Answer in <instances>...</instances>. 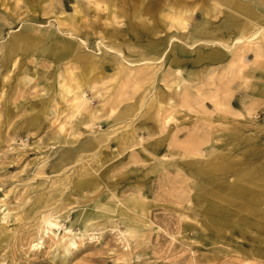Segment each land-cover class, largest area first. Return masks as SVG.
<instances>
[{
	"label": "rangeland",
	"instance_id": "rangeland-1",
	"mask_svg": "<svg viewBox=\"0 0 264 264\" xmlns=\"http://www.w3.org/2000/svg\"><path fill=\"white\" fill-rule=\"evenodd\" d=\"M99 1L0 0V264H264V230L236 222L219 232L208 221L198 172L215 159L264 166V5L250 0L257 15L237 42L250 18L229 8L232 19L220 13L206 27L202 0ZM63 4L65 15L85 8L74 37L59 30ZM183 4L186 30L172 24ZM129 22L151 30L143 44L124 36L122 54L105 46L104 29L125 32ZM30 34L8 62L13 37ZM54 39L72 42L74 55L53 56ZM81 78L87 103L77 111L78 94L59 91ZM67 151L74 158L56 167ZM85 179L95 185L78 187ZM129 198L140 214L125 208ZM106 204L142 219L147 235L131 234L115 212L83 233L76 216Z\"/></svg>",
	"mask_w": 264,
	"mask_h": 264
},
{
	"label": "bare ground",
	"instance_id": "bare-ground-1",
	"mask_svg": "<svg viewBox=\"0 0 264 264\" xmlns=\"http://www.w3.org/2000/svg\"><path fill=\"white\" fill-rule=\"evenodd\" d=\"M90 4H94L99 6V0H88ZM204 3V21L206 22L203 26H206L208 18L218 16L220 13L227 14L222 7L229 8L232 10V13H237L244 17L247 15V22H243V25L239 27L241 31V35L236 37V41L239 42L244 39L243 34L250 27L249 24L253 23L252 17L255 18L257 12L251 7L252 1L250 0H202ZM259 6L264 5V0H257ZM180 4L184 2H179ZM64 5V4H63ZM185 4L180 7L178 10H175V21H172V24H176V28L180 30H186L189 17L188 11L185 10ZM172 8V7H171ZM87 9V7H86ZM173 9H176L173 6ZM171 9L172 11H174ZM82 10H85L82 6H75L74 12L72 14L68 13L65 5L61 7L57 18L59 23L60 31H67V33L71 34L74 37V33L81 29V25L79 23V19L86 20V16ZM120 11L117 10L119 14ZM138 12L136 9L134 13ZM193 14V13H191ZM120 15V14H119ZM228 18H233V15L228 13ZM116 18L118 17L115 16ZM121 21L117 20V24ZM207 27V26H206ZM202 28L204 33L208 32L207 28ZM98 30V29H96ZM100 31V30H99ZM151 31L148 27L140 26L138 23L129 22L127 24V29L124 32L119 29H104V38L103 42H105V46L110 47L111 50L115 48L119 53H123L122 46L123 43L119 40V38H123L124 36H128L131 42H136L139 44L142 43L143 36ZM264 38V28L261 27L257 31ZM76 34V33H75ZM180 37L177 33L172 35L173 40H178ZM109 39V40H106ZM36 40V34H30L27 37L15 36L13 37L11 43L8 45V55L7 60L10 62L15 58V55L23 49H26L31 45L33 41ZM105 40V41H104ZM119 41V42H117ZM211 41L224 44L225 47L229 48L230 45L228 43L223 42L221 39L212 38ZM129 42V41H128ZM197 41L193 39L192 45H195ZM82 43L84 41L82 40ZM113 44V45H112ZM174 46L176 43H173ZM47 50L55 57H72L76 52V48L74 44L70 41H57L54 39L50 45H48ZM160 52V47H154V54ZM168 57L173 58L172 62L175 64L179 63L177 60V55L175 50L171 49L168 51ZM219 53V52H218ZM162 55V53H161ZM215 56V54H213ZM159 56H157L158 58ZM78 59L85 62L88 69H95L96 65L94 64V60L90 58V56H80ZM124 67V66H123ZM87 80L81 78L80 82L72 83L67 82L62 85V88L59 91V95L66 97L69 94H78L76 100L77 111L80 109L82 105H85L83 96V89ZM76 90V91H75ZM93 146L92 142L86 141L82 146L84 149H89ZM154 146V145H153ZM75 156V153L72 151H67L63 154L62 158L57 162L56 167L61 168L67 163H69ZM198 166V164L196 165ZM199 175L202 178V182L200 183L199 188H202L204 201L207 202L205 209H203L207 219L212 226L215 227L219 232H224L228 228L232 227L236 222L240 223L242 232H245V229L251 228L257 231L264 230V166L257 165L247 167L241 170L238 166V162L234 159H215L211 162H206L202 166L198 168ZM235 174V179L232 181H228L225 176L228 173ZM211 184H214L213 188H210ZM82 185L94 186V180L85 179L77 184L78 187ZM125 208L128 211H134L136 208V212L140 214L143 211V206L141 201L136 198L125 199L124 203ZM198 210H201V207H198ZM120 209H111L108 204L104 205L101 208L100 212L95 211H83L78 214L75 218V221L79 222L82 225L83 233L86 232V227L89 222L94 219L100 218L108 212H115L116 214H121L126 218V222H128V229L131 234H137L141 232V237H145L147 235L146 229L144 225H141L140 222L142 219L137 218L131 213L126 211H121ZM53 217V216H52ZM61 218V215H56L55 219ZM136 222V223H134ZM46 223L53 229L54 227H58L59 223L53 221V218H47ZM73 241L71 240L68 244L67 248H70Z\"/></svg>",
	"mask_w": 264,
	"mask_h": 264
}]
</instances>
